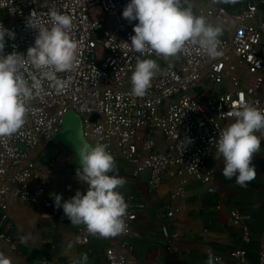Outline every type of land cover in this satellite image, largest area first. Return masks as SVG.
I'll return each mask as SVG.
<instances>
[{
	"label": "built area",
	"instance_id": "obj_1",
	"mask_svg": "<svg viewBox=\"0 0 264 264\" xmlns=\"http://www.w3.org/2000/svg\"><path fill=\"white\" fill-rule=\"evenodd\" d=\"M130 0H0V24L15 33L5 36L2 55L13 52L26 58L27 49L34 46L38 31L28 26V20L50 27V11L72 17L71 37L78 43L76 61L71 71L55 73L66 86L43 79L44 91L28 103L25 123L11 137L0 138V242L15 244L10 233L12 222L8 215L9 199L20 197L36 204L46 192L50 174L60 170L61 154L49 163L43 161V149L51 143L61 128L68 109L82 118L86 138L95 146L108 145L114 159L126 160L133 175L147 170L148 189L154 190L166 179L181 177V185L173 196L182 193L183 184L196 180L215 192L214 170L208 160L216 152L215 140L219 132L234 122L231 115L241 104L251 102L264 109V0H246L238 11L231 12L219 0L192 10L204 16L225 34L219 36L223 55L210 58L198 45H188L175 57L165 58L155 52L140 53L129 50L133 28L138 21L124 19L123 10ZM35 13V17L31 15ZM118 22L109 26V16ZM137 58L154 59L159 70L151 80V87L142 97L132 94L131 75ZM39 77V72L26 66ZM97 73H96V71ZM31 84V79H29ZM97 114L96 121L91 116ZM264 136V129H262ZM191 140L185 147L180 142ZM213 141V142H212ZM65 151V148H63ZM41 180L35 190L30 182ZM120 191V190H118ZM121 192V191H120ZM128 204L125 222L127 230L115 237H130L137 219V208L145 202L135 193H123ZM51 206L50 201H45ZM166 215L174 216L169 210ZM235 219L241 215L232 211ZM170 239L177 234L162 227ZM92 236L81 230L80 242H89ZM257 263L249 260L246 247L231 251L233 264H264V232L259 234ZM245 242L251 235L245 230ZM131 246L125 251L109 247V264H138L131 259ZM213 257L221 256L210 252Z\"/></svg>",
	"mask_w": 264,
	"mask_h": 264
},
{
	"label": "clouds",
	"instance_id": "obj_2",
	"mask_svg": "<svg viewBox=\"0 0 264 264\" xmlns=\"http://www.w3.org/2000/svg\"><path fill=\"white\" fill-rule=\"evenodd\" d=\"M49 16L50 27L28 20V26L37 30L38 35L34 46L27 49L26 58L17 52L0 54V138L11 137L24 125L29 101L44 91L43 79L55 82L62 90L66 84L57 80L55 73L71 71L74 67L78 43L70 35L73 19L57 10L50 11ZM122 16L129 22L138 21L133 28L135 34L130 37L131 44H122L141 55L155 52L165 58L175 57L188 45H198L213 59L223 55L218 50L221 28L213 26L202 15H195L191 7L183 6L182 0H130ZM31 17H35V13ZM5 36L14 39L15 33L0 24V53L5 48ZM26 66L39 72V77ZM158 70L154 59L137 58L131 75L132 94L144 96ZM231 115L234 122L221 130L215 140V158L223 160L225 179L235 177L236 184L246 188L257 175L252 161L261 150L262 139L257 133L264 129V109L247 102ZM180 143L185 147L191 140ZM77 155L81 168L77 169L76 176L87 185L86 194L77 190L62 204L61 195L51 194L55 206L62 207L72 225L83 224L91 235L107 238L124 233L128 204L118 189L125 186L126 179L109 175L114 170L115 160L108 145L92 146L81 141ZM19 240L26 244L28 237L21 236ZM214 259L219 258L209 254L207 264H214ZM87 261V254H82L80 264ZM0 264H12V261L0 253Z\"/></svg>",
	"mask_w": 264,
	"mask_h": 264
},
{
	"label": "crops",
	"instance_id": "obj_3",
	"mask_svg": "<svg viewBox=\"0 0 264 264\" xmlns=\"http://www.w3.org/2000/svg\"><path fill=\"white\" fill-rule=\"evenodd\" d=\"M231 12L238 11L246 0H219ZM184 7L197 10L211 4V0H182ZM264 14V8L261 10ZM213 26L219 27L215 24ZM222 34H225V31ZM261 150L253 157L256 179L248 187H240L222 175V158L216 159L217 152L208 160V167L214 170L215 192H209L202 183L189 179L183 184L182 193L173 196L181 185V177L166 179L154 190L148 189L147 170L133 175L129 163L114 159L115 166L109 175L126 179L120 190L135 193L145 202L144 208H137V219L132 225L130 237L92 236L89 242H80L81 224L72 225L62 207L57 208L51 194L62 196L61 204L73 197L77 190L86 194L87 185L79 181L76 171L79 167L74 158L63 151L60 170L50 174L46 192L39 203L32 204L20 197L9 199L8 215L12 222L10 233L15 244L0 242V253L11 259L12 264H80L82 254L88 256L87 264H109L106 251L115 247L125 251L130 245L131 259L138 264H207L210 252L221 256L214 264H233L231 251L246 247L249 260L257 263L259 254V234L264 232V136L261 132ZM73 159V160H72ZM50 201L51 206H46ZM237 209L241 218L235 219L232 211ZM174 211V216L166 213ZM1 213V212H0ZM166 226L178 235L172 241L162 232ZM248 230L251 241L245 242L243 235ZM27 236L26 244L19 237Z\"/></svg>",
	"mask_w": 264,
	"mask_h": 264
},
{
	"label": "water",
	"instance_id": "obj_4",
	"mask_svg": "<svg viewBox=\"0 0 264 264\" xmlns=\"http://www.w3.org/2000/svg\"><path fill=\"white\" fill-rule=\"evenodd\" d=\"M98 117L97 114H93L91 121H96ZM81 141L93 146L86 138L81 116L75 110L68 109L63 116L61 128L53 135L51 143L43 149V161L49 163L61 154L63 148H68L73 153L75 164L80 169L81 165L77 155V148L80 146ZM41 183L39 179L34 180L30 182L29 188L35 190L36 186Z\"/></svg>",
	"mask_w": 264,
	"mask_h": 264
},
{
	"label": "rangeland",
	"instance_id": "obj_5",
	"mask_svg": "<svg viewBox=\"0 0 264 264\" xmlns=\"http://www.w3.org/2000/svg\"><path fill=\"white\" fill-rule=\"evenodd\" d=\"M107 21H108L109 26H115L118 22V17L116 15L109 16ZM65 150L67 154H69L73 158V153L68 148H65Z\"/></svg>",
	"mask_w": 264,
	"mask_h": 264
},
{
	"label": "bare ground",
	"instance_id": "obj_6",
	"mask_svg": "<svg viewBox=\"0 0 264 264\" xmlns=\"http://www.w3.org/2000/svg\"><path fill=\"white\" fill-rule=\"evenodd\" d=\"M62 156H63V150H62V155H61V157H60L61 160H62Z\"/></svg>",
	"mask_w": 264,
	"mask_h": 264
}]
</instances>
